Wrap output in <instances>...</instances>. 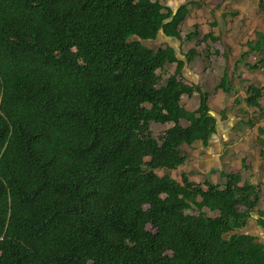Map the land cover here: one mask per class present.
I'll return each instance as SVG.
<instances>
[{"label":"trees","instance_id":"trees-1","mask_svg":"<svg viewBox=\"0 0 264 264\" xmlns=\"http://www.w3.org/2000/svg\"><path fill=\"white\" fill-rule=\"evenodd\" d=\"M185 15L160 0H0V264H264L246 230L256 186L177 173L217 131L209 93L181 79L196 44L185 60L150 44L200 42L198 24L182 37Z\"/></svg>","mask_w":264,"mask_h":264},{"label":"crops","instance_id":"crops-1","mask_svg":"<svg viewBox=\"0 0 264 264\" xmlns=\"http://www.w3.org/2000/svg\"><path fill=\"white\" fill-rule=\"evenodd\" d=\"M160 2L174 15L186 12L181 26L183 38L195 25L200 26V42L193 39L185 44L163 31L154 42L157 47L173 46L184 60L182 52L204 43L197 48L198 56L191 62L185 60L181 79L209 93L210 114L217 121L216 133L207 144L199 141L189 148L187 160L177 173L187 168L185 172L198 182L220 177L222 171L241 174L243 183L256 186L260 199L246 230L264 242V227L259 224V219H264V0ZM207 34L213 39L204 41ZM206 65L212 69L203 73ZM188 98V110H196L199 93Z\"/></svg>","mask_w":264,"mask_h":264},{"label":"rangeland","instance_id":"rangeland-1","mask_svg":"<svg viewBox=\"0 0 264 264\" xmlns=\"http://www.w3.org/2000/svg\"><path fill=\"white\" fill-rule=\"evenodd\" d=\"M204 4L208 7V4H207V3H204ZM205 10H207L208 13H209V10H208V9H205ZM206 15H207V14H206ZM206 17H209V15H207ZM187 28H188V27H187ZM193 30H194V28H193ZM191 31H192V30H189L188 32L191 33ZM200 39H202V36H200ZM201 41H202V40H201ZM151 46H153V47H157V45L155 44V42H154L153 44H151ZM201 46H204V43L201 42V44L198 45L197 48L200 49ZM209 68L212 69V65H206V68H205L204 71H202V72H203V73H206L207 70H208ZM196 73H199V72H196ZM199 74H200V73H199ZM200 75H201V74H200ZM189 102H190V98H188V95H185V96L183 97V101H182V103H183V105H184L186 108H187V105H189ZM187 109H188V108H187ZM173 125H174L173 123H168L166 127H169V128H170V127L173 126ZM153 129H154V132H155L156 134H159L160 131L158 130V128H157L156 125H154ZM183 170L186 171L187 168H183ZM192 171H193V170H192ZM159 174H162V171H159ZM192 175H193L194 177H196V174L193 173ZM212 215H215V214H212ZM149 227H150L151 230H155L153 227H151V225H149ZM254 232H256V230H255Z\"/></svg>","mask_w":264,"mask_h":264}]
</instances>
